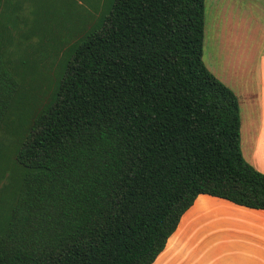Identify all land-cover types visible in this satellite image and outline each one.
<instances>
[{
    "label": "trees",
    "instance_id": "1",
    "mask_svg": "<svg viewBox=\"0 0 264 264\" xmlns=\"http://www.w3.org/2000/svg\"><path fill=\"white\" fill-rule=\"evenodd\" d=\"M203 3L113 0L40 108L0 13V264H151L198 195L264 210Z\"/></svg>",
    "mask_w": 264,
    "mask_h": 264
},
{
    "label": "rangeland",
    "instance_id": "2",
    "mask_svg": "<svg viewBox=\"0 0 264 264\" xmlns=\"http://www.w3.org/2000/svg\"><path fill=\"white\" fill-rule=\"evenodd\" d=\"M98 1L92 7L83 0H10L0 8L1 33L9 41L4 48L12 64L19 65L12 76L25 79L21 90L35 95L38 108L50 101L74 45L96 28L113 0ZM203 10L204 66L233 90L239 107L247 93L258 99V77L264 72V0H204ZM174 248L167 264L177 261L172 255L179 247Z\"/></svg>",
    "mask_w": 264,
    "mask_h": 264
},
{
    "label": "crops",
    "instance_id": "3",
    "mask_svg": "<svg viewBox=\"0 0 264 264\" xmlns=\"http://www.w3.org/2000/svg\"><path fill=\"white\" fill-rule=\"evenodd\" d=\"M83 1L92 7L99 3ZM258 78L259 98L247 93L238 105L239 140L242 157L264 175V72ZM175 245L174 264H264V210L198 195L151 264H167Z\"/></svg>",
    "mask_w": 264,
    "mask_h": 264
}]
</instances>
